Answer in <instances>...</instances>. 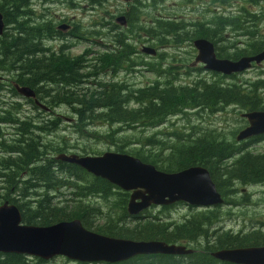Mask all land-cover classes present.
<instances>
[{
	"label": "trees",
	"instance_id": "1",
	"mask_svg": "<svg viewBox=\"0 0 264 264\" xmlns=\"http://www.w3.org/2000/svg\"><path fill=\"white\" fill-rule=\"evenodd\" d=\"M82 1L87 2L91 9L99 5L101 0ZM146 1L150 4L159 3L158 0H129L127 11L122 12L125 26H116L114 23L115 25L109 28L111 39L116 44V49L110 51V55L117 57V61L128 53L132 40L128 36L121 37L122 28L125 32H130L129 28H132L134 36L141 38V43L151 44L156 49L170 45L176 47L186 42L190 49L189 61L194 54L191 43L196 38L211 42L215 56L228 60L254 55L264 48L262 43L254 40V32L244 24L241 16L218 17L215 9L214 16L208 15L210 19L189 18L194 22L190 28L180 21L181 16L175 15L160 19L145 18L142 15L139 21L135 15L146 12ZM212 2L215 4L218 0ZM224 2L220 0L219 5L225 13ZM0 13L5 26L0 35V71L8 74L10 85L18 84L19 87L32 89L38 102L43 101L49 107L60 104L72 107L76 121L95 120L109 125L115 124L118 127H115L113 133H119L123 131L121 127L128 130L136 127L154 130L169 119L189 110L198 112L196 114L206 111L215 114L224 107H231L242 113L264 111L262 80L249 81L235 79V76L223 77L214 74L220 78L214 82L190 80L176 87L155 82L153 84L156 85L150 84L142 89H121L114 84L96 82L97 75L105 74L107 48H104L105 53L92 52L94 57L91 58H87L91 51H85L75 58H67L63 48L51 50L41 43L44 39L54 38L57 32L53 28L44 22H32V26L28 25L31 22L28 0H0ZM135 23L138 25L135 26ZM240 23L242 25H239ZM83 32L86 35L93 34L86 29ZM234 33L241 34L245 41L236 44L232 41ZM98 39H103V33ZM156 56L162 55L157 53ZM162 61L164 59H158V62ZM190 68L192 67L183 70L189 74ZM143 69L153 71L148 65H143ZM226 80L232 82L228 83ZM10 85L9 89H13ZM12 91L13 96H17L14 90ZM13 112L16 115L11 126L15 140L12 153H9L13 158H0V204L5 201L13 204L20 213L21 223L49 226L60 221L76 219L84 229H92L95 233L111 238L132 241L156 240L165 244L186 245L205 241L202 251L188 257L137 256L117 264H179L177 260L184 261L185 258L187 264H227L212 259L209 253L216 249L257 246L264 243V232L257 228L256 231L244 234H232L220 228L216 229L215 224L220 221L222 215L216 206L200 212H194L195 209L190 206L175 207V204L161 208L166 209L165 211L172 207L187 208L188 213L177 222L166 216L161 217V214L154 216L148 213L142 217L126 215L127 193L118 191L100 178L89 176L75 165L47 157V152L64 153L58 146L46 149L38 139L39 135L49 134L54 125L49 126L45 121L43 123L42 119L30 121L28 118H18L17 104ZM243 120L239 117L242 123L240 129L244 127ZM186 122H189V119ZM50 123L54 124L53 121ZM189 129L191 133L188 137L181 132L153 133L142 138L134 134V140L126 144H121L125 143V140L115 144V135L112 139L109 134L105 136L111 139L115 152L133 156L164 173H174L193 166L203 167L223 202L229 194L228 191L235 185L244 187L264 184V152L251 153L245 150L246 146L262 141V137L250 139L251 141L242 147L233 145L231 141L226 143L222 136L213 133L214 131L195 127ZM156 136L161 140L164 136L170 139L162 142L163 140H156ZM130 145L134 147L123 150V146ZM63 188L65 192L61 191ZM63 196L68 198L54 201ZM87 197H100L109 204L111 200L117 199L116 203H113L114 208L118 209L116 215L109 214L100 218L101 223L94 225V221L99 219L93 217H99L101 213L83 203V199ZM168 219L171 220L166 221ZM125 222L133 224L127 227ZM0 264H44V261L29 260L23 255L0 254Z\"/></svg>",
	"mask_w": 264,
	"mask_h": 264
},
{
	"label": "rangeland",
	"instance_id": "2",
	"mask_svg": "<svg viewBox=\"0 0 264 264\" xmlns=\"http://www.w3.org/2000/svg\"><path fill=\"white\" fill-rule=\"evenodd\" d=\"M129 0H101L99 5L93 6L90 9V5L87 2H83L82 0H28L29 2V10L31 13L30 24L32 26L34 23H45L51 28L55 30L57 26V21H65L71 22L74 27V33L76 34V39L70 36H62L59 34H55L54 38L49 40H43L42 45L47 48H51V50H58L61 44L67 45V47H63V53L66 48L69 50V54L72 56H78L85 51H91L88 54L87 58L94 57V53H106L105 60L108 58H113V62L115 65H110L106 62V69L105 74L108 70L113 69L115 66L120 67L119 71H123L125 69H130L133 65L131 63V54L135 50H138L137 44L140 43L141 38L139 36H134L132 33V28H129L130 32H125L122 28V35L121 37L128 36L130 39V46L127 50V54L122 56L120 61H117V57L114 58L111 56L110 51L116 49V44L111 39V30L109 29L114 24V19L120 15L122 12L127 11V3ZM213 0H158V4H150L149 1L145 2V9L146 12L140 13L139 15L136 14L135 17L137 20L140 21L141 16L143 15L145 18H161L158 14H162L163 16L171 18L173 15L179 17L182 16V21L184 24L187 25V28H190L194 22L189 20V18L200 17L202 20L210 19V16H214L215 9H223L218 2L215 4L212 2ZM216 1V0H215ZM225 2V10H230L231 0H224ZM167 13V14H165ZM208 13V14H207ZM264 18V17H263ZM34 22V23H32ZM41 23V24H42ZM61 24V23H59ZM58 24V25H59ZM138 23H135L137 26ZM239 25H242L241 23ZM118 26V25H116ZM103 27V28H102ZM130 27L132 24L130 22ZM264 27V23L261 27L256 29L251 28V31L254 33H262V28ZM92 31L93 34L86 35L84 31ZM257 30V31H256ZM103 33V39H98L99 35ZM190 33V32H188ZM264 38V37H263ZM177 39L180 38L177 36ZM240 38H234V42L237 43L240 41ZM167 41V40H166ZM71 45V46H68ZM111 45L112 47L108 49V46ZM144 47L156 49L155 46L148 43H142ZM170 45V44H169ZM222 47V45H220ZM104 48H107L106 51ZM113 49V50H112ZM165 51L159 50L157 53L158 55H162L161 57H150L146 56L144 53L143 57V65H148L153 68V71H144L140 75L142 86H148L155 82L162 83L164 85H173V86H182L185 83H188L190 80H204L207 82H214L217 81L219 76L213 72H206L202 70H197L194 72H190L189 74L182 73L181 69H178V66L183 65L186 67H190L192 65L193 58L195 56V52L193 57L189 61V47L186 42L174 47V46H167ZM115 52V51H114ZM162 58L164 61L158 62V59ZM124 61V63L122 62ZM170 63V64H169ZM169 64L170 70L177 71L179 73H174L172 78L167 77V75L161 73V65ZM110 66V67H108ZM157 66V67H156ZM199 66L200 64L195 65L194 67ZM192 67V68H194ZM143 68V67H142ZM150 73V74H149ZM103 76L97 75L95 77L96 82L100 83H107L105 81L108 80L107 76H112L111 74H106ZM215 74V75H214ZM131 80L136 82L137 74L132 73ZM220 79V78H219ZM235 79H243L249 81L255 80H262L264 81V64L256 67L249 68L246 72L240 73V75ZM145 80V81H144ZM149 80V81H147ZM228 83H231L232 80H226ZM147 84V85H146ZM156 85V84H153ZM262 94H260L261 96ZM15 104L18 105L19 108V117L22 118H29L32 117L33 120L36 121L42 119L49 125H54V128L49 134L46 135H39L38 139L42 145L49 149L50 147L58 146L65 154H75L78 156H92V155H100L104 152H115V146H113L110 142L113 135H115L116 142H122L125 140L126 144L128 141H133L134 134L137 135L138 138L148 137L153 133H162V134H171L173 132H181L188 137L191 133L190 127H195L199 129H207V131H214L215 134H220L222 138L228 143L231 141L233 145L242 146L246 145L248 142L236 143L234 140L235 135L241 130L242 123L239 121V114L242 111L233 110L231 107H224L222 108L219 113H209V112H202L200 114H196L194 110H189L183 112L181 115H178L174 118L169 119L163 125L157 127L154 130L147 129L141 130L140 127H136L134 129L128 130V128H120L123 131L117 133H113L115 127L118 125L115 124H106L100 121H91L87 120L81 122L77 119L76 123L73 125H68L67 122L63 119L60 120L61 124H51L48 122L49 116L55 113H59L64 118H70L69 109L59 106L53 109L51 114H44L42 113L41 109H34L29 106H25L23 104V99L18 98V96L14 97ZM40 102V101H39ZM43 105L44 102L41 101ZM36 107V106H34ZM21 110V111H20ZM98 113V112H97ZM95 114V112H94ZM16 115V114H15ZM54 119V118H52ZM189 119V122L186 120ZM55 120V119H54ZM57 121V120H56ZM177 122V123H176ZM168 123V124H167ZM166 124V125H165ZM80 125V126H78ZM170 125V126H169ZM245 126V125H244ZM72 128L73 131H76V134H69L68 131H65L64 128ZM74 127V128H73ZM169 128V129H167ZM95 130L94 133L91 131ZM216 129V130H215ZM164 130V131H163ZM61 132V133H60ZM109 134L111 139L109 140L105 135ZM55 137V138H54ZM124 137V138H123ZM130 137V138H129ZM156 140H161L160 137L156 136ZM121 139V141H118ZM167 136L162 138V142H167L169 140ZM134 146L130 145L129 147L123 146V150L132 149ZM245 150L251 153H261L264 152V140L263 142L260 141L258 143H254L251 145L246 146ZM47 157L53 158L56 153L47 152ZM59 154V153H58ZM0 154V158H1ZM89 175V174H88ZM91 176V175H89ZM23 179V178H21ZM26 180V179H25ZM88 180V177H86ZM1 186V184H0ZM114 187V186H113ZM116 188V187H115ZM117 189V188H116ZM120 191L119 189H117ZM65 192L64 188L61 190ZM121 192V191H120ZM229 194L225 197V202H222L220 205H216L215 208H218L219 213L222 214L221 218L225 216V214H230L229 220H223L224 227L226 229H231L232 231L237 230H245L244 233H248L251 231V228L260 229L264 232V184L263 185H250V186H239L235 185L232 190L228 191ZM0 195H2L0 193ZM57 195V194H56ZM66 195V194H65ZM14 197V195H11ZM0 197V201H1ZM64 198H68V196L58 197L54 201L59 202L62 201ZM117 199L111 200L110 204L104 202L100 197H87L83 199V203L86 204L89 208H95L100 214L98 217H93L94 219H99L94 221V225L100 224V218H104L109 216H115L117 208H114L113 203L115 204ZM240 207V208H239ZM242 207V208H241ZM162 208V207H161ZM161 208H150L144 211L141 216H145L146 214L151 215H160L161 217H169L174 222H177L179 218L186 215L188 213V209L185 207L179 208H169L167 211ZM206 208H198L195 209L194 212H200ZM114 213V214H112ZM92 218V219H93ZM168 219L166 221H169ZM250 221V222H248ZM133 223L125 222V226L130 227ZM92 225V224H91ZM248 226L251 227L248 229ZM88 230V229H86ZM88 231L93 232L92 229ZM232 231H229L233 234ZM95 233V232H94ZM264 243H261V246ZM249 247V246H245ZM176 255H171L174 257ZM183 256V255H179ZM177 260V259H176ZM179 264H186L183 260H177ZM44 264H75L73 262H69L65 258H51L47 261H44Z\"/></svg>",
	"mask_w": 264,
	"mask_h": 264
},
{
	"label": "water",
	"instance_id": "3",
	"mask_svg": "<svg viewBox=\"0 0 264 264\" xmlns=\"http://www.w3.org/2000/svg\"><path fill=\"white\" fill-rule=\"evenodd\" d=\"M118 26H125L124 16L114 19ZM0 13V35L4 31ZM60 24L56 30L64 31ZM195 50L194 64H201L204 70L221 75L242 73L264 62V49L252 56L231 61L217 59L213 45L206 39L192 41ZM148 56L154 49L143 47ZM16 94L24 99H33L34 92L25 86L14 85ZM41 110L46 107L34 100ZM246 126L234 137L236 143L264 134V111L239 114ZM55 161L72 164L94 178H100L122 192L128 193L126 213L136 216L150 207H163L183 203L200 208H211L222 204L208 172L199 166L188 167L174 173H164L152 165L140 162L133 156L104 152L95 156H78L59 153ZM190 250L184 246L165 244L160 241H132L111 238L84 229L76 219L60 221L49 226H34L21 223L20 213L13 204H0V254H16L47 261L55 256L73 263L114 264L136 256L145 255H187ZM212 256L232 264H264V246L219 250Z\"/></svg>",
	"mask_w": 264,
	"mask_h": 264
},
{
	"label": "flooded vegetation",
	"instance_id": "4",
	"mask_svg": "<svg viewBox=\"0 0 264 264\" xmlns=\"http://www.w3.org/2000/svg\"><path fill=\"white\" fill-rule=\"evenodd\" d=\"M158 15L161 18L165 17V16H163L160 13ZM223 15H226V17H233V18H239L241 16V19L243 20V22H244V24L246 26H248L250 29L251 28L256 29L258 27H261L262 24L264 23V18H263L264 17V0H233L232 4L230 6V10H225V13H224L223 9L222 10L221 9H219V10L217 9L216 10V16L223 17ZM157 19H160V18H157ZM181 19H182V16H181ZM59 23L65 24L67 26V28H65L64 31L56 30V28H57ZM56 25L57 26L55 27V30L59 31L60 35H62V36L67 35V36H70V37L76 39V34L74 33V27H73L71 22L65 21L63 23L62 21L61 22L57 21ZM240 35L241 34H239V33H234L232 41H234V38H237V37L241 39L240 41H245V37H242ZM263 37H264V27L262 28V33H260V34L259 33H254V40H256L257 42L262 43L264 45V38ZM240 41H238L236 44H239ZM68 46H71V45H68ZM63 47H67V45L61 44L59 46V48H63ZM111 47L112 46L109 45L108 49L111 48ZM136 48H138V50H135L131 54V63H132L133 66L130 69H125L123 71H119L120 67L115 66L113 69L108 70V72L106 73V74H111L112 76H107L108 80L105 81V82H107L108 84L117 85L121 89H142L143 88L142 83H141V79H140L141 73L144 72L143 71L144 69L142 68L143 67V64H142L143 63V57H144L143 52H142V48H143L142 43L141 42L138 43ZM68 50H69L68 48H66L64 50L65 56L67 58H75V57H77V56L70 55L68 53L69 52ZM159 50L165 51L166 49L165 48L154 49L155 55L150 56V57H156V54H157V52ZM213 51H214V48H213ZM214 55H215V52H214ZM216 58L217 59H224V58H218V57H216ZM231 61H234V60H231ZM107 62L110 65H115V62H113V58H108ZM122 62L124 63V61H122ZM169 64L161 65V73L164 74V75L166 74L167 77H169V78H172L174 76V73H179V70H177V71L170 70ZM262 64H264V62H262L260 65H262ZM195 65H197V64H193L192 63V65L190 67H194ZM108 67H110V66H108ZM186 68H189V67H186V66H183V65L178 66V69H181L182 73H184V74L186 73V70H183V69H186ZM198 69L206 71V70H204V68H203V66L201 64H200V67L196 66L194 68H190V71L194 72L195 70H198ZM132 73L137 74V79L138 80L136 82L131 80ZM217 75H220V76H223V77H229V76L233 75L235 77H238L240 74H231V75L225 76V75H221V74L217 73ZM7 77H9L8 74L5 75L4 71H0V117L2 118V120L0 121V154L2 155L1 156L2 159L8 158V157L13 158V156H9V153H12L13 146H14V140H15L14 130H13L12 126H11L12 123H13L14 116H15L14 112H13L14 108H15V101H14V96H13L14 93L12 91V90H14V85H12V83L10 85ZM159 84H162V83H159ZM8 85L12 86L13 89H9L10 87ZM170 86L174 87L173 85H170ZM14 92H15V90H14ZM18 97H20V96H18ZM34 100H36L35 96H34L33 99L31 98V99L24 100L23 104L25 106H29V107L33 108L35 106L34 105ZM44 106L46 107V110H42L41 112L46 114V115L51 114L53 109H55V108H57L59 106H62V107H65V108L69 109L70 118H64L59 113H55V114H52L51 116L48 115L49 116V118H48V122L49 123L53 121L54 124L60 125L61 124V122H60L61 119L65 120L67 122V124L70 125V126L76 123V114H75V112H73V108L72 107H69L66 104H60L58 106H53V107H49L47 105H44ZM34 109H39V108L38 107H34ZM18 118H20L19 115H18ZM52 118H54L55 120L52 119ZM28 119L30 121L33 120V118L30 117V116H29ZM243 121L245 122V120H243ZM244 125H246V122H245ZM140 129L143 130L142 127H140ZM64 130L68 131L69 134H76V131H73L71 128L65 127ZM145 130H147V129H145ZM94 132H95V130H93V133ZM258 137H262L263 138L262 142H263L264 134L263 135H258V136H255V137H252V138H249V139H254V138H258ZM249 139L247 141H251ZM63 154H65V153H63ZM92 156H95V155H92ZM127 195H128V193H127ZM127 198H128V196H127ZM178 205L188 206V205H185L183 203H176L175 207H177ZM163 207H166V206H163ZM150 208H156V207H150ZM159 208H161V207H159ZM195 209H198V208H195ZM208 209H210V208H208ZM204 210H207V209H204ZM141 214H138L136 216H131V215H129V216L130 217H137V216H141ZM126 215H128V214H126ZM229 217H230V214H227V216H224L223 218H220V221L215 224L216 225V229L220 228L221 230H224V231H232L231 229H226V227H224V224H223V220L228 221ZM248 222H250V221H248ZM249 228H251V227L248 226V229ZM254 229H255V227L251 228L250 230H254ZM232 232H233V234H244L245 230L241 229V230L232 231ZM150 241H156V240H150ZM208 241H210V240H208ZM204 243H205L204 240H202V241L200 240L199 242L197 241L195 244H191V245L174 244V245L184 246L187 250H190L189 254L183 255V256H174V258L175 257H188V256H190V255H192L194 253H198L201 250H203L202 248L204 246ZM262 246H264V244L261 245V246H249V247H245L244 246V247H235V248L216 249V250L210 252L209 256L212 259H214V260H216V261H218L220 263L232 264V263H229V262L217 260V259H215L212 256V254L214 252L219 251V250L262 247ZM145 256H150V255H145ZM161 256H167V255H161ZM25 257L28 258L29 260L30 259H37V258H33V257H28V256H25ZM130 259H132V258H130ZM130 259H128V260H130ZM38 260H41V259H38ZM185 260H186V258L184 259V262H186ZM41 261H43V260H41ZM125 261H127V260H125ZM125 261H122V262H125ZM118 263H121V262H118ZM79 264H82V263H79ZM89 264H107V263L100 262V263H89ZM114 264H117V263H114Z\"/></svg>",
	"mask_w": 264,
	"mask_h": 264
},
{
	"label": "bare ground",
	"instance_id": "5",
	"mask_svg": "<svg viewBox=\"0 0 264 264\" xmlns=\"http://www.w3.org/2000/svg\"><path fill=\"white\" fill-rule=\"evenodd\" d=\"M197 39V38H196ZM157 57V56H156ZM83 74V73H82ZM150 74V73H149ZM233 76V75H232ZM231 77V76H230ZM145 81V80H144ZM147 81H149V80H147ZM135 84V83H134ZM18 85V84H17ZM147 85V84H146ZM19 86V85H18ZM177 123V122H176ZM168 124V123H167ZM166 125V124H165ZM170 126V125H169ZM246 126V125H245ZM72 127V126H71ZM74 128V127H73ZM72 129V128H71ZM167 129H169V128H167ZM164 131V130H163ZM61 133V132H60ZM55 138V137H54ZM250 140V139H249ZM203 168V167H202ZM262 185V184H261ZM215 187V186H214ZM217 192V191H216ZM218 193V192H217ZM219 194V193H218ZM220 195V194H219ZM220 198L223 200V198L221 197V195H220ZM174 204H176V203H173V204H170V205H168V206H171V205H174ZM168 206H166V207H168ZM188 206H190V207H192V208H200V207H194V206H191V205H188ZM240 208V207H239ZM242 208V207H241ZM202 251V250H201ZM156 255H160V254H156ZM54 258H63V257H59V256H55V257H53V259Z\"/></svg>",
	"mask_w": 264,
	"mask_h": 264
}]
</instances>
